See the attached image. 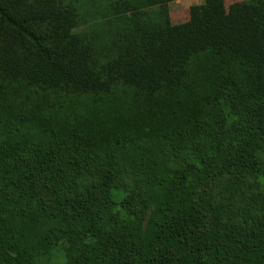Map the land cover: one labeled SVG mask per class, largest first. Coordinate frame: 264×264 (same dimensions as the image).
<instances>
[{
	"label": "trees",
	"instance_id": "16d2710c",
	"mask_svg": "<svg viewBox=\"0 0 264 264\" xmlns=\"http://www.w3.org/2000/svg\"><path fill=\"white\" fill-rule=\"evenodd\" d=\"M178 1L0 0V126L30 132L0 136L1 190L53 196L46 184L116 146L193 143L186 169L152 174L138 208L107 171L97 196L51 203L38 244L0 216V264H264V205L224 224L209 201L224 174L264 177V0H205L182 24L154 11ZM151 8L153 21L129 24Z\"/></svg>",
	"mask_w": 264,
	"mask_h": 264
},
{
	"label": "rangeland",
	"instance_id": "374dc122",
	"mask_svg": "<svg viewBox=\"0 0 264 264\" xmlns=\"http://www.w3.org/2000/svg\"><path fill=\"white\" fill-rule=\"evenodd\" d=\"M244 0H225L226 8ZM205 0H181L176 3L162 6L155 9V12L162 11L167 14L174 24H182L189 20V9L192 6L204 4ZM151 9L143 10L141 13L128 15V22L135 26L145 22H151L155 13L146 12ZM117 18L104 21V29H110L118 26ZM7 140L12 135L23 133V136L29 135V130L21 129L17 132L13 127L0 126V136ZM20 135V134H19ZM19 135L16 137L18 138ZM13 138V137H12ZM35 142L29 140L26 145V151H31ZM188 147L189 150L182 151V148ZM185 152L193 154V143L185 142L172 148L165 144H126L125 146H116L113 153L108 156H100L98 160L90 165L86 172L78 173L76 178L64 176L60 177V188H55V184L50 182L46 186L55 194L52 196L45 191L37 190V198L27 200L17 198L14 192H7L0 189V216L3 221L14 227V237L19 238V231L29 240L31 245L38 244L40 240L48 238L53 233L54 227L50 221L47 212L52 206L51 203L62 200L66 196L74 193H83L89 196H97L101 185L104 183V174L108 171L112 175L116 184V193L124 196H131L132 207L138 208L140 195L146 189L147 182L151 175L160 176V171L174 173L175 171L186 169L187 156ZM148 174H144V172ZM210 193V203L217 209L224 224H244L249 222L254 215V211L260 205H264V177H257L246 172H231L215 178L212 182ZM56 189V190H55ZM132 208V209H133ZM251 211V213L249 212ZM46 216V217H45ZM34 218L36 223L24 227L28 224L30 218ZM22 222V226L17 227L13 223ZM12 223V224H11ZM26 264H59L53 259L34 260L29 256Z\"/></svg>",
	"mask_w": 264,
	"mask_h": 264
}]
</instances>
